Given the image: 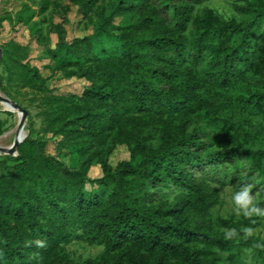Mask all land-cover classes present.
Masks as SVG:
<instances>
[{"label":"trees","instance_id":"16d2710c","mask_svg":"<svg viewBox=\"0 0 264 264\" xmlns=\"http://www.w3.org/2000/svg\"><path fill=\"white\" fill-rule=\"evenodd\" d=\"M70 1L101 17L94 35L72 41L64 23L51 27L53 67L86 78L82 95L54 94L23 62L28 49L1 45L8 81L43 93L44 128L70 162L32 132L20 143L14 171L0 176V264L264 262V239L212 214L214 182L264 186V0H238L231 16L212 0ZM42 21L32 27L48 43ZM120 144L129 156L114 166ZM94 165L102 176L91 180ZM230 229L239 236L226 239ZM75 240L103 249L76 263Z\"/></svg>","mask_w":264,"mask_h":264},{"label":"rangeland","instance_id":"374dc122","mask_svg":"<svg viewBox=\"0 0 264 264\" xmlns=\"http://www.w3.org/2000/svg\"><path fill=\"white\" fill-rule=\"evenodd\" d=\"M61 5L57 6L52 2L49 10L45 15L39 14L40 0H0V16L6 19L0 22V47L3 44L15 42L17 45L28 49V56L23 60L24 63L29 62L37 67L42 75L47 78L48 87L54 94L58 95H82L84 89L89 85L86 78L67 77L63 72L57 71L53 65L51 57L48 54V48L54 47L58 41L55 30L51 29L53 25L64 23L67 40L72 41L75 38H83L92 36L96 32L101 17L97 11L93 12L89 18H85L79 8L70 0H52ZM112 0H104L103 3L107 7ZM164 1V0H162ZM238 0H212L206 3V6L215 9L217 12L227 16L237 14L233 3ZM63 9L67 13V21H64ZM109 10V9H108ZM99 12V11H98ZM30 23L26 20L33 14ZM108 13V12H107ZM43 22V34L48 39V43L41 41L33 30V23ZM20 71V70H19ZM18 70L16 76H18ZM9 70L0 67V78H4L3 83L0 82V95L13 100L27 110L28 114L22 123L23 113L14 109L8 103L0 100V149H7L14 145L18 138L23 140L32 132L34 137L47 140V151L51 155L59 157L61 160L70 162L67 153L59 152L56 147L57 137H54L44 128V111L42 105L43 93L33 91L29 87L18 85L19 81L14 78L12 82L8 81ZM4 88L9 89L13 95L8 96ZM16 99V101H15ZM18 153L9 154L0 150V176L8 171H14L15 158ZM129 151L126 145L120 144L110 157V163L116 165L119 161L128 158ZM6 163V167L3 165ZM102 176V169L99 165L92 166L89 172V179H96ZM256 183V181H255ZM249 185L254 195L255 203L264 207V186L256 184ZM214 186L221 190L220 203L213 210V217H234L242 223L243 229L251 228L252 235L264 239V217L253 216L246 218L243 215H237L234 211L235 205L232 196L235 191L239 190L241 185L238 182L225 183L214 182ZM243 186V185H242ZM90 189L91 185L88 183ZM102 246L89 245L83 240H75L67 246V250L76 263L82 262L89 258H95L102 251ZM249 264H264L263 261H255L250 259Z\"/></svg>","mask_w":264,"mask_h":264},{"label":"clouds","instance_id":"9594fccd","mask_svg":"<svg viewBox=\"0 0 264 264\" xmlns=\"http://www.w3.org/2000/svg\"><path fill=\"white\" fill-rule=\"evenodd\" d=\"M232 200L235 205L234 211L237 215H243L246 218L253 216L264 217V207L255 203L254 195L249 185H243L239 190L235 191ZM243 232L245 236L250 237L252 235L251 228H245ZM238 236L239 233L236 229H230L225 232V238L229 240L237 238ZM34 243L38 248H44L46 246V242L43 240H36Z\"/></svg>","mask_w":264,"mask_h":264},{"label":"water","instance_id":"95a60500","mask_svg":"<svg viewBox=\"0 0 264 264\" xmlns=\"http://www.w3.org/2000/svg\"><path fill=\"white\" fill-rule=\"evenodd\" d=\"M1 57H2V48L0 47V61H1ZM0 100L5 102V103H8L9 105H11L14 109H17L19 110L20 112L23 113V119H22V123L25 121V118L28 114L27 110H25L22 106H20L19 104L15 103L13 100H11L10 98L8 97H5V96H2L0 95ZM23 141V139L20 137L16 140V142L14 143V145L10 148H7V149H0L2 151H5L9 154H14L17 152V148L18 146L20 145V143Z\"/></svg>","mask_w":264,"mask_h":264}]
</instances>
